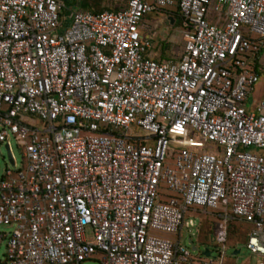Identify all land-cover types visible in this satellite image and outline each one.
Here are the masks:
<instances>
[{
    "label": "built area",
    "instance_id": "1",
    "mask_svg": "<svg viewBox=\"0 0 264 264\" xmlns=\"http://www.w3.org/2000/svg\"><path fill=\"white\" fill-rule=\"evenodd\" d=\"M166 7L182 47L160 60L144 17ZM64 8L0 0V143L13 166L0 173V224L12 226L0 264H220L181 237L199 207L218 216L212 243L239 220L264 256V92L246 108L264 0Z\"/></svg>",
    "mask_w": 264,
    "mask_h": 264
},
{
    "label": "rangeland",
    "instance_id": "2",
    "mask_svg": "<svg viewBox=\"0 0 264 264\" xmlns=\"http://www.w3.org/2000/svg\"><path fill=\"white\" fill-rule=\"evenodd\" d=\"M64 2V15H68L70 12L76 11L81 8L84 0H62ZM110 1L109 8H114V5L119 3V0ZM70 23V19L64 23V27L60 28L63 31ZM144 23L146 26H152L154 29L151 33H156L154 40V51L163 52L168 57H177L181 51L182 41L180 35V21L177 10L175 7H166L163 10L148 13L144 17ZM147 32V30H146ZM263 84L261 90L256 91L258 83ZM254 86L246 101V108L248 110H255L256 102L259 100L261 94L264 92V70L261 72L259 81ZM205 147H215V143L206 141ZM11 152L15 158L16 167L22 164V154L11 139ZM13 167L8 158V151L5 143H0V173L7 167ZM193 209H195L193 207ZM217 215L211 208L199 207L196 210H188L185 214V219L193 218L197 223L196 228H191L188 231L185 227L181 230L182 239L186 238L185 247L189 250L191 255L195 259L203 258V251L205 248L211 251V256L215 257L220 264H264V256L252 253L245 244V234L251 228L248 223L241 222L239 220H232L229 222V233L225 243H212L211 235L209 234V227L212 222L217 221ZM12 226L6 224H0V233L7 234L11 231ZM197 230V231H196ZM204 238L199 240L198 237ZM86 239L90 242L93 241L92 229L87 226L85 229ZM192 237V244L188 242V239ZM6 238L0 242V261L3 260L5 252ZM196 249L193 250L192 247Z\"/></svg>",
    "mask_w": 264,
    "mask_h": 264
},
{
    "label": "crops",
    "instance_id": "3",
    "mask_svg": "<svg viewBox=\"0 0 264 264\" xmlns=\"http://www.w3.org/2000/svg\"><path fill=\"white\" fill-rule=\"evenodd\" d=\"M125 2L126 0H119V3L114 5L115 8H120V7H123L125 5ZM111 3L110 1L108 2V0H103L101 2V6H109ZM81 8H79L78 10H80ZM83 10V9H82ZM145 25H147L145 23ZM154 28L152 26H147V33H149L151 35V40H152V48H151V56L155 59H160V60H167V59H170L172 57H168L167 55H165L163 52H156L154 51V40L156 38V33H151L152 30ZM252 65L255 66V70L257 71L259 77H260V74L261 72L264 70V49H261L253 58V62H252ZM258 83V82H257ZM263 84L262 82L261 83H258L257 87H256V91H259L261 90Z\"/></svg>",
    "mask_w": 264,
    "mask_h": 264
},
{
    "label": "trees",
    "instance_id": "4",
    "mask_svg": "<svg viewBox=\"0 0 264 264\" xmlns=\"http://www.w3.org/2000/svg\"><path fill=\"white\" fill-rule=\"evenodd\" d=\"M103 0H84V2H82L81 4V9L83 10H90L92 12H100V11H103L105 9H117V8H109V7H105V6H101V2ZM253 69L254 71L257 73V71L255 70V66L253 65ZM215 227H216V223L212 222L210 224V227H209V234L212 235L214 233V230H215ZM228 230H229V226H228ZM250 229L246 232L245 234V242L247 240V236H248V233H249ZM229 233V231H228ZM198 237H199V240H203L204 238H201V236H199V231H198Z\"/></svg>",
    "mask_w": 264,
    "mask_h": 264
},
{
    "label": "water",
    "instance_id": "5",
    "mask_svg": "<svg viewBox=\"0 0 264 264\" xmlns=\"http://www.w3.org/2000/svg\"><path fill=\"white\" fill-rule=\"evenodd\" d=\"M188 242H189V243H192V240L189 238V239H188ZM192 249L195 250L196 247L193 246ZM203 254H204L205 256H209V255H210V250H208V248H205L204 251H203ZM82 264H98V262H96V261H87V262H83Z\"/></svg>",
    "mask_w": 264,
    "mask_h": 264
}]
</instances>
